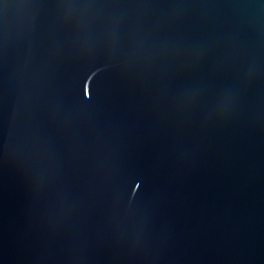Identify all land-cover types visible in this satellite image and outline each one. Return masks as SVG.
<instances>
[{"label":"water","instance_id":"95a60500","mask_svg":"<svg viewBox=\"0 0 264 264\" xmlns=\"http://www.w3.org/2000/svg\"><path fill=\"white\" fill-rule=\"evenodd\" d=\"M0 264H264V0H0Z\"/></svg>","mask_w":264,"mask_h":264}]
</instances>
